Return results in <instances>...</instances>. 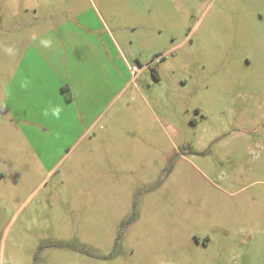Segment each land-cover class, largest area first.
<instances>
[{
	"label": "rangeland",
	"instance_id": "374dc122",
	"mask_svg": "<svg viewBox=\"0 0 264 264\" xmlns=\"http://www.w3.org/2000/svg\"><path fill=\"white\" fill-rule=\"evenodd\" d=\"M0 264H264V0H0Z\"/></svg>",
	"mask_w": 264,
	"mask_h": 264
},
{
	"label": "clouds",
	"instance_id": "9594fccd",
	"mask_svg": "<svg viewBox=\"0 0 264 264\" xmlns=\"http://www.w3.org/2000/svg\"><path fill=\"white\" fill-rule=\"evenodd\" d=\"M46 46H47V45H46ZM7 51H8L9 53H11L12 50H11V49H7ZM60 111H61V109H60L59 107H57V108H55V109L52 111V115L55 116L56 118H59ZM44 114H45V115H48V112L45 111Z\"/></svg>",
	"mask_w": 264,
	"mask_h": 264
},
{
	"label": "built area",
	"instance_id": "2783aa9c",
	"mask_svg": "<svg viewBox=\"0 0 264 264\" xmlns=\"http://www.w3.org/2000/svg\"><path fill=\"white\" fill-rule=\"evenodd\" d=\"M133 70L135 71V73H138L139 71H141V69L139 67H137V66H134Z\"/></svg>",
	"mask_w": 264,
	"mask_h": 264
}]
</instances>
